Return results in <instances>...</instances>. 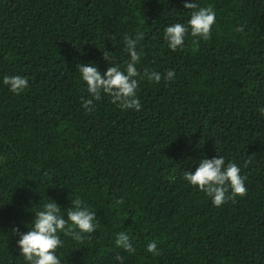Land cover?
<instances>
[{"label":"trees","instance_id":"16d2710c","mask_svg":"<svg viewBox=\"0 0 264 264\" xmlns=\"http://www.w3.org/2000/svg\"><path fill=\"white\" fill-rule=\"evenodd\" d=\"M190 2L0 0V264H26L17 241L35 212L50 199L66 218L77 196L99 225L83 243L60 234L61 264H264V0H194L217 13L211 38L171 51L164 29L187 24ZM138 33L136 67L161 81L140 80V111L107 95L86 111L76 65L103 73L108 51L123 69L124 37ZM16 75L20 94L3 84ZM218 156L248 189L221 207L183 179ZM122 231L135 253L116 246Z\"/></svg>","mask_w":264,"mask_h":264},{"label":"clouds","instance_id":"9594fccd","mask_svg":"<svg viewBox=\"0 0 264 264\" xmlns=\"http://www.w3.org/2000/svg\"><path fill=\"white\" fill-rule=\"evenodd\" d=\"M183 7L191 10L187 24L177 22L164 29V38L171 51L182 48L189 34L193 38H198L194 39L193 43L209 40L212 27L216 23L217 13L211 5L201 6L192 0L190 3H184ZM243 30V25L235 29L237 33ZM142 39L143 33H138L135 38L125 35L124 45L129 60L123 69L114 64L112 53L108 51H103V59L110 66L103 73L93 63L76 65L90 96L82 105L86 111H93L94 101H100L103 95L110 97L111 102L121 109L141 110V103L137 97L140 80L147 79L149 82L159 83L162 79L160 73L150 72L147 69L141 76L136 67L141 61V52L137 51V45ZM174 77L175 70H170L163 75L165 81H170ZM3 84L8 86L12 93L20 94L28 87V78L19 75L5 76ZM259 111L261 115H264V108ZM248 163L245 161L244 166L247 167ZM183 179L210 197L215 207H221L229 201L235 202L236 197H244L248 191L245 184L246 176L241 175V167L235 162L226 163L223 156L212 159L202 158L194 172L190 170L183 172ZM116 203L122 205L124 201L121 198ZM98 225L96 212L79 196L71 201V207L66 211V218L61 214V208L57 203L48 199L42 210L35 212L31 227L25 233L19 234L17 247L26 264H61L57 250L63 247L64 241L60 234L63 233L64 236L83 243L85 236L87 235L90 239V234L96 231ZM13 232H18V229H13ZM115 244L124 252L132 254L136 251L132 238L127 232H119L116 235ZM146 250L155 256L161 254L157 250L155 240L147 244ZM115 259L119 264H123L122 256L116 255Z\"/></svg>","mask_w":264,"mask_h":264}]
</instances>
